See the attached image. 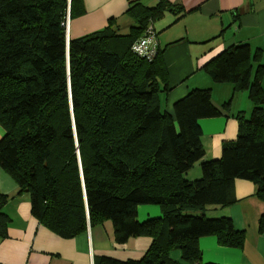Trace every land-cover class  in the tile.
I'll list each match as a JSON object with an SVG mask.
<instances>
[{
	"label": "trees",
	"instance_id": "16d2710c",
	"mask_svg": "<svg viewBox=\"0 0 264 264\" xmlns=\"http://www.w3.org/2000/svg\"><path fill=\"white\" fill-rule=\"evenodd\" d=\"M165 9L173 7L134 0L127 15L136 25L127 34L110 21L68 40L67 21L81 14L82 0H0V168L29 196L37 221L62 238L108 221L119 244L153 239L140 260L95 264H176L167 256L173 249L194 263L205 237L242 249L244 233L230 218L206 212L235 202V180L253 183L264 200V65L253 70L242 45L203 67L213 82L246 90L252 103L247 120L237 118L236 140L222 144L219 160H206L199 122L221 116L211 91H190L171 116L162 109L169 91L162 51L150 62L131 51ZM196 163L201 178L189 181ZM8 200L0 196V240ZM141 206H157L161 217L140 222Z\"/></svg>",
	"mask_w": 264,
	"mask_h": 264
},
{
	"label": "crops",
	"instance_id": "0c3cea01",
	"mask_svg": "<svg viewBox=\"0 0 264 264\" xmlns=\"http://www.w3.org/2000/svg\"><path fill=\"white\" fill-rule=\"evenodd\" d=\"M134 0H82L81 14L68 19L67 39H79L102 31L110 21L119 34H127L135 20L127 15ZM151 9L160 3L172 6L153 22L169 91L162 97V109L173 116V105L190 91L209 89L213 106L221 116L199 122L201 143L206 160L221 158L222 144L235 141L240 116L247 120L252 109L248 92L237 85L215 83L203 67L225 50L247 45L250 66L264 65V0H141ZM264 87V81L261 83ZM242 115V116H241ZM3 131L0 128V139ZM185 178H201L196 163ZM255 185L235 180V202L225 208L211 207L209 218H230L236 231L244 233L242 249L221 246L215 237L199 240L200 260L182 259L180 250H170L168 259L176 264H264V200L257 196ZM8 196L4 212L9 216L7 238L0 240V264H95L106 257L118 261L140 260L150 249L148 236L130 238L119 244L113 240L110 222L90 226L73 238H62L41 225L31 213L27 194H18L17 184L0 168V196ZM161 217L158 207L141 206L140 222Z\"/></svg>",
	"mask_w": 264,
	"mask_h": 264
},
{
	"label": "built area",
	"instance_id": "2783aa9c",
	"mask_svg": "<svg viewBox=\"0 0 264 264\" xmlns=\"http://www.w3.org/2000/svg\"><path fill=\"white\" fill-rule=\"evenodd\" d=\"M68 42V40H67ZM132 53L147 61H152L158 52V43L155 29L148 25L143 35L131 46Z\"/></svg>",
	"mask_w": 264,
	"mask_h": 264
},
{
	"label": "rangeland",
	"instance_id": "374dc122",
	"mask_svg": "<svg viewBox=\"0 0 264 264\" xmlns=\"http://www.w3.org/2000/svg\"><path fill=\"white\" fill-rule=\"evenodd\" d=\"M194 167V166H193ZM150 207H157V206H150Z\"/></svg>",
	"mask_w": 264,
	"mask_h": 264
}]
</instances>
